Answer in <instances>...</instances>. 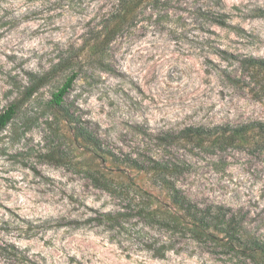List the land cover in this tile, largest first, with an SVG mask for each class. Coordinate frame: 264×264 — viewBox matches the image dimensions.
<instances>
[{
    "label": "rangeland",
    "instance_id": "rangeland-1",
    "mask_svg": "<svg viewBox=\"0 0 264 264\" xmlns=\"http://www.w3.org/2000/svg\"><path fill=\"white\" fill-rule=\"evenodd\" d=\"M115 6L0 0V113L16 106L0 131V264H264V66L249 63L264 59V0H143L105 44ZM148 159L177 163L169 177L211 216L223 207L220 228H160L170 203ZM144 191L152 215L134 207ZM120 209L128 230L99 224ZM168 236L165 257L142 244Z\"/></svg>",
    "mask_w": 264,
    "mask_h": 264
},
{
    "label": "trees",
    "instance_id": "trees-1",
    "mask_svg": "<svg viewBox=\"0 0 264 264\" xmlns=\"http://www.w3.org/2000/svg\"><path fill=\"white\" fill-rule=\"evenodd\" d=\"M143 0H116V6L114 7V10L112 11L113 19L116 20L115 25L110 30L106 31L103 36V42L105 44H108L110 40H112L117 32V30L121 27L122 23H124L129 16L133 15L135 13L136 7L142 2ZM155 1V0H153ZM264 12V11H263ZM108 20H111L109 17ZM249 63L253 64H260L264 66V59H258L255 57H252L249 59ZM76 78V73H73L70 75L67 80L64 82V84L54 93L53 102L57 105H61L64 96L68 93L70 88L73 85V82ZM16 113V106L11 105L4 111L0 113V131L6 127V125L11 121V119L14 117ZM221 130V127L211 128L207 129L205 127H194L190 126L184 130V132L190 134H193L197 138H201L205 134L209 133H217ZM226 130V129H223ZM235 132L241 131L238 128L231 129ZM76 131L77 133L83 137L85 140L92 143L95 147L99 148L100 150H103L101 146L100 140L94 136L87 128L76 125ZM109 152L113 158L117 159V156ZM151 160V159H148ZM153 161L154 165L151 166L157 173H156V184L160 185L164 188L166 191L168 198H169V205L164 206V209L159 215L158 224L160 228H166V232L174 233V231L177 229L178 226L181 225L180 222V216L185 215L192 218V224L194 225V230H199L200 232L202 230L207 229L208 227H215L219 229V222L222 220L223 215V207H218L216 211L214 212V215L211 216L213 208L211 206H207L205 208H201L198 204L193 202L176 184L175 182L169 177L170 171L176 170L178 165L177 163H160L159 161L151 160ZM127 162L132 164L133 166L142 169L145 167L144 164L141 163V161L137 158L133 157H127ZM95 182H97L100 186H103L106 189H109L113 183H111L110 179L106 177L105 175H96L94 176ZM116 187H122V185H116ZM125 192V189H123ZM127 192V191H126ZM151 200V195L144 191V195H141L139 203L135 205L134 207L137 208V210L147 213V215H152L155 213V211L151 208H149ZM141 204V206L139 205ZM168 207V208H167ZM149 208V209H148ZM148 209V210H147ZM180 214V215H178ZM129 213L127 210L120 209L118 211H103L99 214L97 218H99V224H104L108 228L111 229H125L128 230L126 227L127 223V217ZM146 215V214H145ZM229 228L227 229V233L230 234ZM170 236L167 237V240L161 238L160 240H157L155 242L148 243L147 241H144L142 244L144 247L149 249L150 251H153V254L158 257H165L166 253L173 249V243L170 240ZM39 264V263H34Z\"/></svg>",
    "mask_w": 264,
    "mask_h": 264
}]
</instances>
